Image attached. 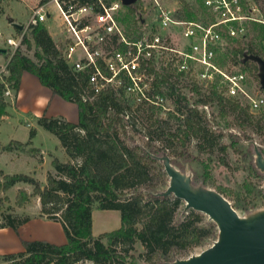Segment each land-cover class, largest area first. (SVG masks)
I'll return each instance as SVG.
<instances>
[{
    "label": "trees",
    "instance_id": "16d2710c",
    "mask_svg": "<svg viewBox=\"0 0 264 264\" xmlns=\"http://www.w3.org/2000/svg\"><path fill=\"white\" fill-rule=\"evenodd\" d=\"M47 1L40 0L41 4ZM80 1L86 3L92 0ZM141 6L136 0L130 5H123L117 15L127 36L137 31L142 17L135 16ZM176 17L185 20H212L200 0L195 5L181 0ZM15 30L18 34L21 32L18 26H15ZM263 41L264 27L252 23L248 27L247 40H237L235 45H228L217 55V63L222 67L229 64L249 65L248 72H253L259 79L258 63L246 57L255 55L264 60ZM21 44L28 48L34 47V58L26 56L19 48L14 51L6 48L7 72L0 76V122L8 115L7 109L10 106L4 92L10 89L16 95L21 75L25 71L34 74L53 95L75 103L78 120L74 123L63 117H47L45 114L34 117L37 125L58 138L67 156V160L63 162L52 158L51 165L56 175L48 173L43 188L30 175L7 174L0 169V194H5L19 182L31 185V193L23 188L17 189L14 205L23 207L31 202L33 196H37L40 215L58 221L66 237L63 244L21 239L23 251L0 255L4 264H80L84 260L91 261L92 264H137L133 255L129 254L137 242L144 248V260L153 264L158 258L166 259L172 252L186 253L216 237L215 223L206 222L200 212L189 209L181 220L175 221L181 201L171 195L158 194V187L166 182L162 167L157 165V156L169 148L174 155L191 157L186 147L192 138L197 141L199 153L217 150L224 155L228 145L220 144V134H216L209 125L205 111L198 108L200 105L213 103L220 116L232 115L236 126L251 128L264 140V108L254 113L247 104H242L235 97L220 95L215 90L209 95L203 94L198 87L192 88L200 95L197 106H182L180 102L185 97L175 94L173 86L162 90L168 78L163 75L161 79H157L158 90L164 96L175 94L177 111L183 115L182 123L174 131H170L168 121L155 115L157 107L141 108L123 93L117 94L106 89L92 99L85 97L87 74L74 70L64 59L57 41L53 40L45 23L29 25ZM261 92L264 95V88H261ZM139 109L145 111L148 121L146 148L150 146L152 149V140L164 142L152 154L136 144H128L124 137L127 127L135 128L133 112ZM36 134V128L31 126L26 142L11 140L1 148L4 151H25ZM176 142L179 143L178 146L175 145ZM251 149L253 151V147ZM259 149L264 154V146ZM38 151L34 147L29 150L31 154ZM221 159L225 164L224 158ZM38 161L41 162V158ZM205 177L208 178L207 171ZM216 190L223 194L220 188L217 187ZM4 202H9L7 195L0 197V205ZM95 202H98L97 208ZM94 209L118 210L120 226L94 236ZM28 220L27 215L13 213L10 205L0 212V228L11 227L17 231L18 226ZM103 239H106V244ZM127 257H130L128 262Z\"/></svg>",
    "mask_w": 264,
    "mask_h": 264
},
{
    "label": "built area",
    "instance_id": "2783aa9c",
    "mask_svg": "<svg viewBox=\"0 0 264 264\" xmlns=\"http://www.w3.org/2000/svg\"><path fill=\"white\" fill-rule=\"evenodd\" d=\"M53 2L60 19L58 49L74 70L87 74L88 99L110 89L141 108L164 107L166 96L158 90L157 79L167 75L162 90L173 86L175 94L184 96L183 89L198 87L203 94L215 90L235 97L251 112L264 108V95L249 93L244 71L217 63V55L229 43L246 39L250 24L264 27V13L254 0H200L210 21L179 19L169 0H150L148 17L141 18L131 36L117 19L121 0ZM47 3L32 10L29 25L53 18ZM25 29L6 39L12 51L21 45ZM4 71L0 69V76ZM4 95L10 96L11 90L6 89ZM207 107L198 106L201 110Z\"/></svg>",
    "mask_w": 264,
    "mask_h": 264
},
{
    "label": "rangeland",
    "instance_id": "374dc122",
    "mask_svg": "<svg viewBox=\"0 0 264 264\" xmlns=\"http://www.w3.org/2000/svg\"><path fill=\"white\" fill-rule=\"evenodd\" d=\"M137 1H139L142 6L138 10V14L135 16V18H138L139 16L142 18H147V12L150 8V0ZM190 2L195 5V0H190ZM257 3L264 13V0H259ZM39 5H41L40 0H0V46L2 45L1 43L3 38L6 39L8 35H12L13 38H15V36L18 34L13 25L23 26V30L29 25L28 23L32 10ZM47 9L52 13L53 18H48L45 24L48 25V29L54 37V40L57 41L59 35L57 24L60 22V19L57 18V10L53 0H48ZM25 33H28V28L25 29ZM246 40L247 37L244 41ZM229 45L232 44L229 43ZM262 45L264 46V41ZM9 48L12 49L11 47ZM19 49L26 56L34 58L33 46L32 48H28L26 45L21 44ZM3 62L4 56L0 54V66ZM244 68L245 74L247 75V87L249 93L252 96L262 94L260 80L254 76L253 72H248L249 65H235V70L243 71ZM183 93L185 100L182 99L180 105L197 106L196 103L200 97L199 94L191 89H183ZM11 95H13L12 91ZM175 97V95L166 96L162 101L164 107H157V114H155L159 118L168 121L170 131H174L177 125L182 123L183 119V115H180V113L177 111L178 104L174 101ZM75 110L76 107L74 112ZM204 111L207 115L209 125L212 126V129L216 134H220V144L228 145L226 153L223 155L217 150L212 153H199L196 146L197 141L196 139L192 138L186 147V151L189 153V155H191V157L188 158V156L185 157L182 155H174L169 148H166L165 154L170 157L173 165H175L177 168L183 171L185 175L191 178V181L194 183V185L206 186L214 189L217 187L220 188L223 191V195L232 203L240 216H247L248 213H254L263 210L264 173L260 172L255 166L254 151L251 149L254 144L263 148V137L251 130V128H240L239 126H236L234 124L232 115H227L225 117L220 116L218 113V108L214 103L208 105L207 109ZM28 115L31 116V114ZM34 117L35 116H31V124H28L27 121L24 120L23 116L10 115L9 110V114L0 122V144H7L11 140L26 142L29 139V128L31 126L35 127L38 132L32 139V143L29 147L39 148L41 151L46 150L45 153L42 152L43 156H45V160L41 168L42 179L46 182V179L44 178L48 173L56 175L54 169L52 172H47L53 168L51 165L52 158L55 156L61 161H66L67 156L63 148L60 146L58 138L43 127L37 125ZM133 117L135 128L127 127L126 133L124 134L128 144H136L150 154L153 153L152 151L155 148L164 145L162 140L155 139L150 142L152 149L150 146L149 148H146V142L148 139L147 136L149 137V128L148 121L145 117V111L143 109H139L138 111L133 112ZM175 145L178 146L179 143L176 142ZM42 153L39 151L35 153L34 159L26 155L10 157L11 154H0V169L4 173H6L5 171H8L12 172L11 174L22 173L32 177L39 176L38 171L35 169V166L39 164V161L35 157H41ZM221 157L224 158L225 164H223ZM10 158H12V160H10ZM157 165L162 167L161 171L165 176L166 183L158 187L159 191H163L168 185L169 177L164 171L163 164L160 160H157ZM205 171L208 173V178L205 177ZM25 187L32 189V186L25 185ZM8 195L9 197L14 198L15 190L10 189ZM180 201V205L175 215V221L181 220L188 211L185 210L184 202L182 200ZM8 203L9 202H4L2 205H0V212L6 209V207L9 205ZM37 204H40L39 199L37 196H33L30 204L27 206V210L33 214L34 212L36 213L38 211ZM94 205L95 208H97L98 202H95ZM203 215L206 222H213L208 218L207 215ZM55 222L58 224L57 237L59 235L65 237L61 224L58 221ZM119 226L120 213L118 210H93L92 232L94 236H97L102 232L117 229ZM215 238L207 240L202 246L196 247L186 253L172 252L166 259L158 258L153 262V264H166L179 258H186L190 255L197 254L210 246ZM102 241L104 244L107 243L106 239H103ZM143 252L144 248L139 242H137L134 245V248L129 251V254L133 255V260L137 264H150L144 260L142 256ZM129 260L130 257H127L126 261L128 262ZM0 264H4L3 260L1 259ZM80 264H92V262L84 260L80 262Z\"/></svg>",
    "mask_w": 264,
    "mask_h": 264
},
{
    "label": "water",
    "instance_id": "95a60500",
    "mask_svg": "<svg viewBox=\"0 0 264 264\" xmlns=\"http://www.w3.org/2000/svg\"><path fill=\"white\" fill-rule=\"evenodd\" d=\"M135 1L121 0L123 5ZM18 27L22 29V26ZM6 52L5 47H0V53ZM246 58L258 63L260 86L264 88V60L255 55ZM253 151L255 166L264 173V154L255 144ZM157 159L169 177L167 187L158 194L173 195L182 200L185 210L192 209L207 215L217 228L216 238L210 246L166 264H264V209L240 216L222 193L214 188L194 185L191 178L171 163L167 154L163 153Z\"/></svg>",
    "mask_w": 264,
    "mask_h": 264
},
{
    "label": "crops",
    "instance_id": "0c3cea01",
    "mask_svg": "<svg viewBox=\"0 0 264 264\" xmlns=\"http://www.w3.org/2000/svg\"><path fill=\"white\" fill-rule=\"evenodd\" d=\"M182 1L192 4L190 0H182ZM196 1L197 0H195V3ZM169 4H170V7L178 10L181 5V0L179 1L169 0ZM13 26L15 27L16 25H13ZM46 27L48 29L47 24H46ZM49 33L51 34L50 31ZM10 37H13V36L8 35L6 39ZM52 38L54 40L53 36ZM6 39L4 38L2 39V43H1L2 45L0 47H5V48L10 47L6 44ZM2 55L4 56V62L1 64L0 69L5 68L4 74H6L7 72L6 65H7L8 59L6 58L5 54H2ZM7 99L10 101V108L8 107L7 109L8 114L10 110V115L12 114V115L23 116L24 120H26L28 124H31L30 123L31 116L32 117L40 116L42 114H45L47 117H63L65 120L74 122V123H76L78 120L76 104L65 101L58 95H53L51 90L47 86L42 85L34 74L27 72V71L23 72L21 75V81H20L19 89L16 95L14 94L10 95L7 97ZM75 107H76V110L74 112ZM28 114H31V116H29ZM4 145L6 144H0V154H5V153L11 154L10 157L12 156L18 157V156L26 155L34 159V154L29 153V150L32 147H29V146L26 147L25 151H20V150L4 151L1 148ZM36 149H38L39 152L41 153L42 152L45 153L46 151V150L41 151L39 148H36ZM43 153L41 157L39 156L35 157L37 159L41 158V162H39V164L35 166V169L36 171H38L39 176L34 177L39 182L43 183L42 186L46 183L45 180L42 179V173H41L42 172L41 168L45 160L44 158L45 156H43ZM10 160H12V158H10ZM52 171H53V168L52 170L50 169L47 172H52ZM5 172L7 174L12 173L8 171H5ZM44 179H46V176ZM25 185L31 186L23 182L16 183L11 188H9L5 192V194H0V197H3V195H7L9 197L8 192L10 191V189L15 190V195H16L17 189L19 188H23L27 192L31 193L32 189L25 187ZM14 200H15V196L14 198L9 197L8 204L12 207L13 213L19 216L27 215L29 216V220L19 225L17 228V231H14L11 227L0 228V255L23 251L21 239L23 240H45L53 244H63L66 242V238L64 236L59 235L57 237V226H58L57 222L47 219L45 216L40 215V204H37L38 211L36 213L34 212L33 214L27 210V206L30 203L25 204L23 207H17L14 205ZM103 210H106V209H103ZM92 219H93V212H92ZM92 228H93V223H92Z\"/></svg>",
    "mask_w": 264,
    "mask_h": 264
}]
</instances>
